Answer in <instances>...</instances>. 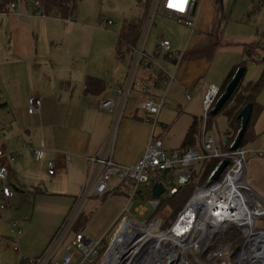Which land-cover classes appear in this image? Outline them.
<instances>
[{
    "label": "crops",
    "instance_id": "crops-1",
    "mask_svg": "<svg viewBox=\"0 0 264 264\" xmlns=\"http://www.w3.org/2000/svg\"><path fill=\"white\" fill-rule=\"evenodd\" d=\"M222 1L200 0L196 31L193 33L189 28L190 31L184 29L186 33L183 37L181 27L170 32V38L161 36L163 39H159L160 43L151 51L148 40L160 27L161 22L170 19L181 23L177 18L163 13L156 17L147 40L145 54L156 60L162 68V73H157L155 68L142 66L136 79L149 87L154 96H165V107L157 119L150 117L155 119L152 121L154 123H148L147 114L138 108L137 101L142 96L141 89L134 86L117 131L114 162L135 165L144 155L152 136L161 138L163 146L169 152L179 149L194 119L202 118L194 116L189 121L188 115L183 120L185 127H182L185 129L180 147L173 146L174 125L162 121V114L168 109V100L175 106L174 102L180 95H184L185 99L187 91L193 92L202 80L205 81V88L208 84L222 88L234 67L244 61L252 63L247 52L256 49L251 48L253 43H260L262 51L257 50V53L263 54V28L260 36L263 39L260 40H227L223 37L221 26L225 13ZM256 3L258 7L248 8V22L253 19L254 22L264 25V4L259 5L257 0ZM20 5L19 1L17 12L0 15V32L7 46L4 49L0 46V109L5 115L1 120L11 125V129L0 139V148L7 152H21V157L9 165L14 197L8 200V209L0 211V251L13 253L12 263L15 264H23L25 259L43 254L71 211L86 182V157L98 153L115 120L114 113L100 110L99 102L110 94L117 97V92L112 88H123L133 58L129 52L125 54L124 59H120L116 54L115 58L113 47L112 55L115 59L111 65L95 66L92 63L97 33L95 28L93 30L87 23L81 24L75 20L70 22L73 23L70 25L58 17H33L26 4ZM145 9L138 0H120V5L113 11L116 15L111 12L101 17V20L113 21L112 26L103 23L105 27L112 28L118 23L121 31L124 23L139 24L145 15ZM62 25H70V29L74 31L68 32ZM61 29L63 32H60ZM256 33L258 36V30ZM163 40L171 43L172 57L160 51ZM224 49L229 50L230 59L222 64L220 77L208 82L212 53ZM162 55L168 58L173 66L164 67L160 62ZM246 72L243 79L248 83L245 81ZM166 73L173 75L175 79L168 87L163 85ZM88 78L104 82L107 90L103 95H85ZM203 94L194 98H200L201 105ZM29 98L41 101L43 106L39 114H28ZM178 102L175 103L180 104ZM261 102L264 104V96L261 97ZM191 104L182 111V105H179L178 116L185 114L184 111ZM226 134L218 139L227 141L229 137ZM254 134H257L255 142L245 146L250 152L248 157L263 158L264 156H254L251 152H261L264 155V124L262 129L256 128ZM29 147L45 150L44 160L37 162L33 150L28 149ZM67 155L74 156L69 166L65 165ZM51 161L57 165V172L53 176L49 175L47 165ZM256 170V167L252 166L248 173L250 171V174H255ZM50 185H62L61 193L52 192ZM42 188H45V192ZM53 199L56 201H51ZM2 203L4 199L0 197V205ZM18 214L22 216L16 220ZM35 220L39 232L32 236V222ZM11 221L16 223L15 230L10 225ZM17 229H20L21 233L16 235Z\"/></svg>",
    "mask_w": 264,
    "mask_h": 264
},
{
    "label": "built area",
    "instance_id": "built-area-1",
    "mask_svg": "<svg viewBox=\"0 0 264 264\" xmlns=\"http://www.w3.org/2000/svg\"><path fill=\"white\" fill-rule=\"evenodd\" d=\"M3 1L0 0V15L17 12L19 2L11 3L4 11ZM80 1L69 0V8L77 7ZM257 1L259 5L264 4V0ZM199 3L200 0H149L145 15L138 24L137 43L129 46L133 58L123 88H112L117 92V97L110 94L99 102L100 110L114 113L115 120L98 153L86 157L88 169L81 196L76 199L43 254L27 258L23 264H193V259L198 264H264V198L247 184L246 166L250 152L241 146L234 149L235 139L225 147L228 140L224 142L207 130L209 114L221 96V88L214 84H208L205 88V81L202 80L187 95L191 104L196 96L206 90L202 96L204 116L198 142L200 146L180 147L168 153L162 139L152 136L144 155L135 165L118 164L113 160L117 131L134 86L141 89L138 108L147 114L148 123L155 121L165 107V96H154L149 87L136 79L142 66L155 68L157 73H162L156 60L145 54L156 17L163 13L177 18L194 33L199 18ZM26 5L33 17L57 16L65 23L73 22L77 17L75 11L63 17L40 0ZM103 23L113 25V21L106 19ZM170 47L171 43L163 40L160 51L172 57ZM174 80L173 75L166 73L163 85L168 87ZM27 105L29 115L39 114L43 106L36 98H29ZM10 129V124L0 121L1 138ZM28 149L33 150L37 162L44 160L45 150ZM251 153L264 156L261 152ZM20 157L21 152H7L0 148V197L4 199L0 211L8 209L7 202L14 197L9 165ZM73 157H65L66 166L70 165ZM226 161V168L215 179V173ZM200 163L206 166L213 163L206 183L194 188L182 210L170 220L162 211L161 202L178 195L182 188L189 185L196 178ZM47 165L49 175H55L57 165L52 161ZM156 184L163 188L164 194L160 198L154 197L151 192ZM109 194H125L128 204L108 231L109 240L105 244V239H91L85 229H76L86 203L91 199L98 203ZM10 225L16 229L15 222L11 221ZM231 226L238 230L240 239L221 244L210 251L219 234L225 233ZM20 233V229L15 232L16 235Z\"/></svg>",
    "mask_w": 264,
    "mask_h": 264
},
{
    "label": "rangeland",
    "instance_id": "rangeland-1",
    "mask_svg": "<svg viewBox=\"0 0 264 264\" xmlns=\"http://www.w3.org/2000/svg\"><path fill=\"white\" fill-rule=\"evenodd\" d=\"M34 0H20V6H24V4H32ZM27 2V3H26ZM120 5V0H82L77 5V17L75 21H78L81 24L87 23L90 25V27L96 29V38H95V45L93 49V56H92V63L95 66H101L102 64L111 65V62L116 58L115 57V50L117 47V36L120 32V27L116 24L112 28L111 27H105L103 25V20H101V17L106 16V14L111 13L113 15H116L113 11L116 7ZM225 18L222 22L221 26V33L223 34V37L227 40H252L254 39H263L260 38L262 28L264 29V25L258 22H254L253 19L248 22V8L249 7H258L256 0H223L222 1ZM57 17V16H55ZM53 17V18H55ZM59 18V17H58ZM70 24V23H68ZM73 24V23H72ZM70 24V25H72ZM70 25H62L64 28L68 29V32L74 31V29H70ZM183 27V37L185 35V30H189L187 26L179 23L177 20H170L161 22L160 27L157 28L150 36L149 38V49L152 51L153 47L158 45L160 43L159 39H163L161 36H164L165 38H170V32L176 31ZM257 30H258V36H257ZM118 33H117V32ZM190 31V30H189ZM60 32H63L61 29ZM91 34L92 31L90 30ZM117 33V34H116ZM163 33H166V35H162ZM0 46L6 48L5 41L3 39V35L0 32ZM114 47V57L112 55V50ZM215 50V48H213ZM211 57V62L209 68L211 71L208 74V82L214 81L216 78L220 77V68L222 67V64L225 63V61L230 59L229 50H222L219 52H213ZM128 59V57H126ZM246 60V59H244ZM161 64H163L164 67L167 66H173L171 65V61L162 55L160 58ZM246 62V61H245ZM245 68L247 69L245 81L246 82H254L258 80L261 76V72L263 70L262 66L256 64V63H250L246 62ZM245 83V82H244ZM247 84V83H245ZM207 88V87H206ZM206 91V90H205ZM190 94L187 91V95ZM264 96V90L259 95V101L261 105L263 106L261 115L258 117V119L255 122L254 125V132L256 131V128L258 130L262 129L264 124V104L261 102V97ZM184 99V95H180L177 99L179 101L177 104L174 102L175 106L172 105L171 101H169L168 109H166L162 116H163V122L174 125L172 129V145L180 147V143L182 142L181 136L184 132L183 130L185 128V124L183 125V120L187 118L189 115V121L194 118V116H198L202 118L203 115V109L201 105L200 98L194 99L192 104L188 107L186 111H184L185 114H182L181 117L178 116V110L179 105H182L180 110L186 109L185 107L189 105V100ZM188 101V102H187ZM5 115L3 114L2 109H0V121L3 119ZM179 117V118H178ZM181 118V119H180ZM200 121V130L203 124V119H199ZM161 122V123H163ZM190 124V122H189ZM183 125V127H182ZM228 120L226 116L220 115L216 118V122L214 123L212 127V134L215 135L217 138L225 137L226 132L228 129ZM183 128V129H182ZM208 129V127H207ZM158 131V130H157ZM257 137V134H256ZM255 137V139H256ZM1 139V137H0ZM255 142L252 141L251 143ZM249 143V144H251ZM169 153V151H168ZM248 157L247 159V166H246V174H247V184L248 186L253 189L256 193H258L261 197L264 198V157L263 158H254ZM252 166L256 167L255 174L250 171L248 173V170H251ZM203 164L200 163L197 166L196 170V177H200L202 172ZM85 181V180H84ZM86 183V182H85ZM85 185V184H84ZM82 186V189L84 187ZM258 185V188H256ZM256 186V187H255ZM62 185H55V186H49V189L52 190V192L55 193H61L62 191ZM43 192H45V188H42ZM48 189V190H49ZM81 189V191H82ZM81 196V192L79 193ZM51 201H56L55 199ZM76 201H74L75 203ZM73 203V205H74ZM128 204L127 197L123 194L117 195V194H109L106 199H102L98 203H95L93 199L89 200L85 207L84 211L77 223V225H82L83 221L86 223L85 225V233L86 235L95 240H104V243L107 244L108 242V231L116 224L117 220L121 217L122 213L126 209V206ZM21 214H18L15 218L16 220L21 219ZM86 219V220H85ZM15 220V221H16ZM34 228L32 232V236L38 234L39 229L37 226V221L35 220L32 222ZM259 227H262L260 225ZM18 247V246H17ZM14 258L13 253L10 251L4 252L3 250L0 251V264H15L12 263V259ZM193 264H198L194 259L192 260Z\"/></svg>",
    "mask_w": 264,
    "mask_h": 264
},
{
    "label": "trees",
    "instance_id": "trees-1",
    "mask_svg": "<svg viewBox=\"0 0 264 264\" xmlns=\"http://www.w3.org/2000/svg\"><path fill=\"white\" fill-rule=\"evenodd\" d=\"M20 0H4L2 3V8L4 11H7L9 5L14 2H19ZM43 2L45 6H47L49 9H56L63 17H68L70 13L74 12L76 13L77 7H74L73 9L69 8V0H40ZM140 5L142 7H147L149 0H138ZM57 13V12H56ZM139 37V25L136 23H124L122 25V29L117 37V48H116V55L120 59L125 58V54L127 52H130L129 46L135 45L137 43ZM254 47L256 49L252 50V52L249 53V57L251 59V62L256 63L260 66H262L263 70L261 73V76L258 80L254 82H248L247 84L244 83V79L240 82V85L238 86V89L232 96L231 100L228 104L224 106V108L221 110L218 115L214 116L209 114V118L207 121V130H210L212 132V127L215 123V119L220 115H225L228 120V131L227 136L229 137L227 143H225V147H228L230 143L237 137V135L240 132V126H241V119L239 118V113L241 110L246 107L247 105L252 106V115L250 118V121L246 127V131L242 137L241 140V147H245L249 145L252 141L255 140L256 134H254V125L258 117L261 115L262 112V106L260 105L258 101V97L264 90V52L263 54L257 53L259 51H262L260 43L256 42L253 43L251 48ZM252 54V55H251ZM246 62H241L237 67H234L233 70L229 73L227 78L224 81V85L221 88V95L223 94L226 87L229 85L228 83L233 79L235 74L238 71V68L243 67L245 68ZM246 69V68H245ZM107 90L105 84L103 81L96 79V78H88L85 84V95H90L94 97H100L103 95V93ZM188 133L185 136V139L183 140V143L181 144L182 149L186 148H195L198 147L199 137H200V121L195 118L194 122L188 129ZM213 166V163L209 165H203L201 176L196 177L193 179L192 182H190L189 185L181 189V192L173 196L171 198H166L161 202V209L163 212H166V215H168L169 219L172 220L175 218V216L182 210L183 204L188 200V198L193 194V190L197 185H204L206 183L207 177L209 176L208 173ZM152 192V195L155 197L154 192ZM151 195V193L149 192ZM106 199V198H105ZM86 220V219H85ZM84 226L77 225V229H84L86 223L83 221ZM241 235H239L238 230L231 226L228 228V230L225 233L219 234L215 242L213 243V246L211 247L210 251L215 250L219 245L228 243L230 241H238L240 239Z\"/></svg>",
    "mask_w": 264,
    "mask_h": 264
},
{
    "label": "water",
    "instance_id": "water-1",
    "mask_svg": "<svg viewBox=\"0 0 264 264\" xmlns=\"http://www.w3.org/2000/svg\"><path fill=\"white\" fill-rule=\"evenodd\" d=\"M245 72H246L245 68H243V67L238 68L237 73L235 74L233 79L228 83L229 85L226 87L223 94L220 96L215 107L211 110V112H210L211 115H214V116L218 115V113L221 112V110L224 108V106L229 103L232 96L234 95V93L238 89L240 82L244 78ZM251 112H252V106L247 105L239 113L240 114L239 118L241 119V126H240V132L234 141V144H235L234 149L240 148V145H241L240 143H241L242 137L246 131V127H247V125L250 121L251 115H252ZM227 164H228L227 161L225 163H223V165L215 173V177H214L215 179H217L220 176L222 171L226 168ZM153 192H154V195L156 196V198H160L164 194L163 188L159 184H156L154 186Z\"/></svg>",
    "mask_w": 264,
    "mask_h": 264
}]
</instances>
